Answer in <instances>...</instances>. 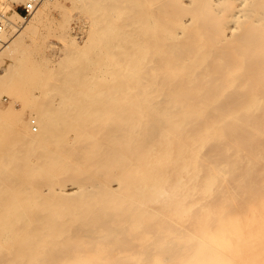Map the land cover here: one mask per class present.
I'll return each instance as SVG.
<instances>
[{
	"label": "bare ground",
	"instance_id": "1",
	"mask_svg": "<svg viewBox=\"0 0 264 264\" xmlns=\"http://www.w3.org/2000/svg\"><path fill=\"white\" fill-rule=\"evenodd\" d=\"M120 1L81 0L94 35L53 73L61 101L0 108V264H264V0H122L111 23ZM5 16L13 54L26 16ZM60 162L85 183L44 191Z\"/></svg>",
	"mask_w": 264,
	"mask_h": 264
},
{
	"label": "rangeland",
	"instance_id": "2",
	"mask_svg": "<svg viewBox=\"0 0 264 264\" xmlns=\"http://www.w3.org/2000/svg\"><path fill=\"white\" fill-rule=\"evenodd\" d=\"M11 2L14 9L25 16L22 6L23 0ZM118 4V7L106 12L111 23L122 22L124 16L129 12V8L124 1L121 0ZM43 5L41 4L40 6L39 4L40 9L36 10V14L33 12L25 18H21V20L18 19V22L25 26V30L21 34L24 37L23 43L25 44L21 43V45H25L24 48L27 51L22 54V57L28 61L29 70L21 75L18 80L14 79V75L9 76L4 70L13 59L11 57L15 56L14 52L23 48L21 45V48L19 47L13 54L8 52V50H12L9 48L4 49L5 52L3 50L0 51L1 53L3 52V55H0V108L3 107L5 109L13 105L15 109L21 112L20 117L22 120L32 118V110L42 103L51 100L55 103L61 101L62 97L60 94L62 91L60 90L65 87V84L60 83V80L57 79L58 76L56 78L58 81L56 82L53 73L59 69L66 72L78 70L87 58L86 54L76 52V46L77 44H83L87 39L90 40L94 35L95 23L93 16H91L92 13L87 10L85 5H82L81 0H50V2ZM14 9L8 10L5 14H10ZM20 53L21 51L17 52V54ZM94 54L91 52L88 55ZM100 69L105 71L104 68ZM100 69H94L93 66H90V68L86 69V72L89 75L95 71L103 74ZM49 73L51 74L48 86L45 84L44 76ZM50 86L53 87L52 90H50ZM0 127L17 128L18 124L13 122L10 117L0 113ZM70 140L72 141V139ZM58 166L60 169L54 172L49 171L47 174L51 173L54 176L63 177L51 185L45 183L41 185L40 188H43L44 191L49 192L50 189L58 188L63 184H68L67 187L72 189L73 186L78 184L76 182L73 183L75 179L79 183H85L82 175L79 174L72 178V173L62 171L61 162L58 163ZM35 172L42 173L40 170ZM89 189L94 190L95 187L91 186ZM73 263H78V261L69 260L64 264Z\"/></svg>",
	"mask_w": 264,
	"mask_h": 264
},
{
	"label": "built area",
	"instance_id": "3",
	"mask_svg": "<svg viewBox=\"0 0 264 264\" xmlns=\"http://www.w3.org/2000/svg\"><path fill=\"white\" fill-rule=\"evenodd\" d=\"M42 0H23L22 6L25 11V16L32 14V12L37 8ZM5 25V14L0 10V31ZM34 122V121H33Z\"/></svg>",
	"mask_w": 264,
	"mask_h": 264
}]
</instances>
